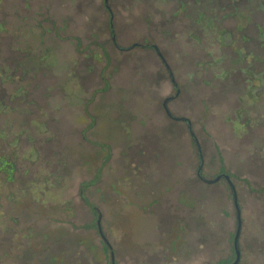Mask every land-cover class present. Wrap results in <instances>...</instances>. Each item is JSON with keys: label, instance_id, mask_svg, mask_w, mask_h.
Here are the masks:
<instances>
[{"label": "rangeland", "instance_id": "obj_1", "mask_svg": "<svg viewBox=\"0 0 264 264\" xmlns=\"http://www.w3.org/2000/svg\"><path fill=\"white\" fill-rule=\"evenodd\" d=\"M216 1L0 0V264L233 261L231 191L168 97L264 264V92L235 77L264 71V0Z\"/></svg>", "mask_w": 264, "mask_h": 264}, {"label": "flooded vegetation", "instance_id": "obj_2", "mask_svg": "<svg viewBox=\"0 0 264 264\" xmlns=\"http://www.w3.org/2000/svg\"><path fill=\"white\" fill-rule=\"evenodd\" d=\"M175 1V0H174ZM182 1H185V0H180V4L182 5L183 4V2ZM191 2H193L194 3V0H190ZM222 0H217L216 1V4L217 3H219V4H221L222 2H221ZM259 1H263V0H231L230 1V3H238V5H239V7L241 6V8L244 10V12H245V15H247V16H249V19L251 18L250 16H252V19H254L255 20V22L257 21V20H262V19H260V18H258L257 17V14H258V12L256 11L257 10V6L258 5H260V2ZM103 2H104V4H105V7L107 8V10L109 11V13H111V9H110V7L108 6V0H103ZM221 2V3H220ZM245 19H247V18H244V22H246L247 20H245ZM243 22V23H244ZM262 22V21H261ZM261 22H259V23H261ZM245 25H246V23H244ZM112 22H110V27L112 28ZM260 27L258 28V32H260V34L262 33V31H263V28H264V25H262V23L259 25ZM245 30V28H243V30L242 31H244ZM112 34L114 35V32H112ZM221 36H224L225 34H227V32L226 31H222L221 33ZM112 41L114 42V44H115V46L118 48V47H120L117 43H116V39H115V36H112ZM135 47H142V48H149V49H153L156 53H157V55H158V52L160 53V51H159V48H158V46L156 45V44H145V45H141V44H139V43H134V44H132L130 47H128L127 48V50H131V49H133V48H135ZM121 48H123V47H120V48H118L119 50H124V49H126V48H123V49H121ZM161 54V53H160ZM159 57H160V59H161V61L163 62V64H164V66H165V68H166V70H167V72H168V76H169V79H170V82L173 84V85H176V82H175V79H174V76H173V74H172V72H171V70H170V68H169V66L166 64V62H165V60H164V58H163V56H162V54L161 55H158ZM243 69H245V72H246V70H247V68L246 67H243ZM245 72H242V71H239V72H237V73H239V75H235V77H239L238 79L239 80H241L242 81V83L243 84H245V83H248V87H245L246 88V90H248L249 89V83H251L252 81H255L256 82V85H254V86H251L250 87V90H249V94L250 95H254V93H257L258 91H260V92H264V71L263 72H255V71H252V70H250V69H248V74H249V76H247L246 74H245ZM234 77V78H235ZM236 80H237V78H235ZM178 94V91H177V93H176V95ZM168 98H171V97H168ZM167 99V98H166ZM164 103V102H163ZM164 107V106H163ZM186 123V122H185ZM194 143H195V145L198 143V140L195 138V136H194ZM199 146V145H198ZM196 148H197V152H198V159H199V163H200V154H201V150H200V148H198L197 146H196ZM202 155V154H201ZM203 157V156H202ZM199 165V164H198ZM202 168H203V165H202ZM197 170H198V166H197ZM197 170H196V175H197V177L201 180V178L199 177V175H198V172H197ZM201 174H202V176H204L203 175V173H202V170H201ZM220 175H228L227 173H223V172H221V173H219V174H217L215 177H217V176H220ZM229 176V178H230V175H228ZM215 177H213V178H215ZM206 178V177H205ZM212 178V179H213ZM222 180H224L225 182H226V180L225 179H221L220 181H222ZM230 180H231V178H230ZM202 181V180H201ZM220 181H218V182H220ZM217 182V183H218ZM227 183V182H226ZM228 185V184H227ZM234 185V184H233ZM228 187H229V185H228ZM235 188V187H234ZM229 189H230V187H229ZM236 190V189H235ZM231 191V190H230ZM239 204V203H238ZM240 208V207H239ZM240 213H241V210H240ZM242 222V221H241ZM241 259V258H240Z\"/></svg>", "mask_w": 264, "mask_h": 264}, {"label": "water", "instance_id": "obj_3", "mask_svg": "<svg viewBox=\"0 0 264 264\" xmlns=\"http://www.w3.org/2000/svg\"><path fill=\"white\" fill-rule=\"evenodd\" d=\"M118 48H120V47H118ZM121 49H123V48H121ZM124 50H127V48ZM158 55H161V54L158 52ZM169 101H170V98H167L164 100V103H163L164 110H165L167 116L174 121L186 122L188 124L189 133L193 137V141H194V134L191 131V126H190L189 120L184 118V117H176V116L172 115V113L169 111V109L167 107V103ZM196 146L199 148L198 143L196 144ZM202 165H203V157L200 154V163L198 165L197 172H198V175L203 182H205L207 184H215L218 181H220L221 179H225L227 184L230 187L231 198H232V202H233V205L235 207V212H236V223L237 224H236V231H235L234 238H233V248H234L235 258L229 264H239L240 258H241V252H240V247H239V237H240V232H241V217H240V208H239V204H238L236 190H235L234 185H233V183L230 180L228 175H220V176H217L213 179H208V178H205L204 176H202V174H201ZM97 229H98L100 236L102 237L104 242L107 244L108 242H107L106 238L104 237L102 230H101V226H100V215H98ZM111 264H115L113 254H111Z\"/></svg>", "mask_w": 264, "mask_h": 264}]
</instances>
